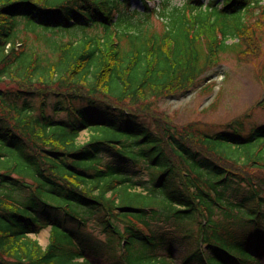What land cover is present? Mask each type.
I'll return each instance as SVG.
<instances>
[{"label": "trees", "instance_id": "trees-1", "mask_svg": "<svg viewBox=\"0 0 264 264\" xmlns=\"http://www.w3.org/2000/svg\"><path fill=\"white\" fill-rule=\"evenodd\" d=\"M148 1L0 0V264H264V124L157 111L257 59L264 5L186 0L156 33Z\"/></svg>", "mask_w": 264, "mask_h": 264}, {"label": "rangeland", "instance_id": "rangeland-1", "mask_svg": "<svg viewBox=\"0 0 264 264\" xmlns=\"http://www.w3.org/2000/svg\"><path fill=\"white\" fill-rule=\"evenodd\" d=\"M186 0H149L147 6L154 11L165 10L169 12L174 6L181 7ZM264 5V0H259ZM206 3V0H204ZM131 10L144 11L143 0H132ZM150 13V12H149ZM156 13V12H155ZM130 20L137 18L144 19V16H128ZM146 28L150 31L160 33L163 31L164 24L156 14H149L145 20ZM125 23H121L123 27ZM118 27V31H120ZM30 35V34H29ZM23 36V34H21ZM232 43V41H228ZM260 74H264V40L262 41V52L257 59L239 61L232 54H226L219 58L218 62L210 67L204 74L206 80L197 82L190 90L179 94L164 97L157 102V111L165 115L170 123L185 125L189 122L197 124L204 130L210 132L218 130L219 126L242 118L249 111L251 117L243 120L244 130L247 132L255 126L264 124V108H252L253 105L264 94V82L259 79ZM203 76V77H204ZM206 81V82H205ZM208 83L213 87L203 88ZM88 131H82L78 137L80 143L88 139ZM47 201H54V198L46 194ZM91 224L88 225V229ZM99 238L104 236L94 232ZM32 239L44 248L49 240V229L42 230L37 235H31ZM99 264H104L98 259Z\"/></svg>", "mask_w": 264, "mask_h": 264}]
</instances>
